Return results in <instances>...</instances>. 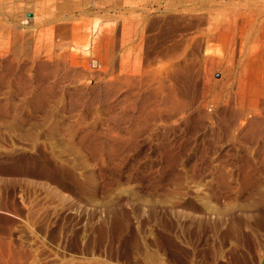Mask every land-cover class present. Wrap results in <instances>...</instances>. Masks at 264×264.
<instances>
[{
	"label": "rangeland",
	"instance_id": "rangeland-1",
	"mask_svg": "<svg viewBox=\"0 0 264 264\" xmlns=\"http://www.w3.org/2000/svg\"><path fill=\"white\" fill-rule=\"evenodd\" d=\"M30 4L0 0V264H264V0Z\"/></svg>",
	"mask_w": 264,
	"mask_h": 264
},
{
	"label": "crops",
	"instance_id": "crops-1",
	"mask_svg": "<svg viewBox=\"0 0 264 264\" xmlns=\"http://www.w3.org/2000/svg\"><path fill=\"white\" fill-rule=\"evenodd\" d=\"M30 1V5L34 6L35 5V0H28V2ZM27 15H32V18L34 19V15H33V12H28L26 13ZM33 19H29L30 21H33Z\"/></svg>",
	"mask_w": 264,
	"mask_h": 264
},
{
	"label": "water",
	"instance_id": "water-1",
	"mask_svg": "<svg viewBox=\"0 0 264 264\" xmlns=\"http://www.w3.org/2000/svg\"><path fill=\"white\" fill-rule=\"evenodd\" d=\"M31 18V15H28Z\"/></svg>",
	"mask_w": 264,
	"mask_h": 264
},
{
	"label": "bare ground",
	"instance_id": "bare-ground-1",
	"mask_svg": "<svg viewBox=\"0 0 264 264\" xmlns=\"http://www.w3.org/2000/svg\"><path fill=\"white\" fill-rule=\"evenodd\" d=\"M31 17H32V15H31ZM157 70V69H156Z\"/></svg>",
	"mask_w": 264,
	"mask_h": 264
}]
</instances>
